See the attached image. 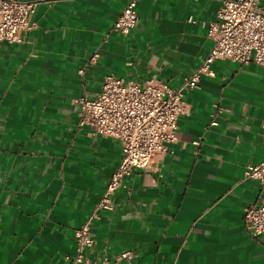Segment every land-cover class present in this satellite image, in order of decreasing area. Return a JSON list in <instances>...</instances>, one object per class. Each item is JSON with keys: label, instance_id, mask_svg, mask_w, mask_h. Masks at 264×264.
Listing matches in <instances>:
<instances>
[{"label": "crops", "instance_id": "1", "mask_svg": "<svg viewBox=\"0 0 264 264\" xmlns=\"http://www.w3.org/2000/svg\"><path fill=\"white\" fill-rule=\"evenodd\" d=\"M129 1L38 0L36 27L0 42V264H66L90 218L92 264L122 250L134 256L119 264H264V234L243 224L264 196L245 176L264 160V66L254 62L216 60L186 93L177 140L93 216L122 147L79 127V98L109 74L179 85L211 50L221 6L137 0L140 21L125 35L112 25Z\"/></svg>", "mask_w": 264, "mask_h": 264}, {"label": "built area", "instance_id": "2", "mask_svg": "<svg viewBox=\"0 0 264 264\" xmlns=\"http://www.w3.org/2000/svg\"><path fill=\"white\" fill-rule=\"evenodd\" d=\"M37 2L0 0V42H20L36 27L32 15ZM139 21L137 0H130L115 19L112 30L126 35ZM208 36L213 41L208 55L177 86L156 76L139 81L109 74L98 93L79 98V127H87L92 136L115 139L122 147L121 162L108 180L93 216L99 209H114L113 195L126 176L134 169L150 166L177 140L178 119L185 109L186 93L198 87L203 75H213L212 64L216 60L264 66V4L261 0H221L216 18L208 23ZM245 176L259 180L264 186V160L249 164ZM91 219L75 229L76 252L67 257L66 264H92L90 253L96 239L90 231ZM243 224L252 237L264 234L263 195L245 206ZM133 256L131 250H122L113 259L104 257L97 264H119Z\"/></svg>", "mask_w": 264, "mask_h": 264}]
</instances>
